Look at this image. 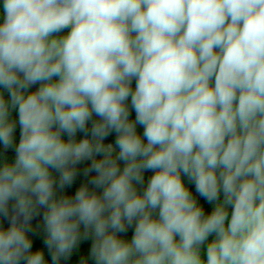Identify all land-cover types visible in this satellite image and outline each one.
I'll return each mask as SVG.
<instances>
[{
  "label": "clouds",
  "instance_id": "1",
  "mask_svg": "<svg viewBox=\"0 0 264 264\" xmlns=\"http://www.w3.org/2000/svg\"><path fill=\"white\" fill-rule=\"evenodd\" d=\"M0 264H264V0H0Z\"/></svg>",
  "mask_w": 264,
  "mask_h": 264
}]
</instances>
